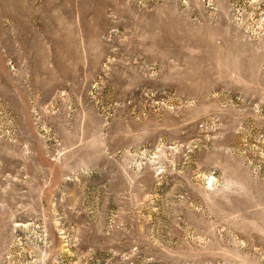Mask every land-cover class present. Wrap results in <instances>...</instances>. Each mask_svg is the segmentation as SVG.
I'll list each match as a JSON object with an SVG mask.
<instances>
[{
    "label": "rangeland",
    "instance_id": "1",
    "mask_svg": "<svg viewBox=\"0 0 264 264\" xmlns=\"http://www.w3.org/2000/svg\"><path fill=\"white\" fill-rule=\"evenodd\" d=\"M0 264H264V0H0Z\"/></svg>",
    "mask_w": 264,
    "mask_h": 264
}]
</instances>
